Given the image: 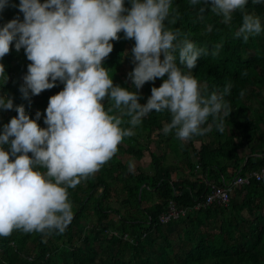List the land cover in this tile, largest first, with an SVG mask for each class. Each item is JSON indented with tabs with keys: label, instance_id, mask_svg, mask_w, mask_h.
<instances>
[{
	"label": "trees",
	"instance_id": "16d2710c",
	"mask_svg": "<svg viewBox=\"0 0 264 264\" xmlns=\"http://www.w3.org/2000/svg\"><path fill=\"white\" fill-rule=\"evenodd\" d=\"M19 4L20 0H9L0 13V26L17 16L23 20ZM125 4L130 6L129 0ZM200 6L173 0L180 19L172 27L188 33L197 47L206 46L209 52L215 44H223L217 56H201L193 69L209 93L232 85L225 96L230 112L223 118V131L210 117V132L182 142L174 133L162 131L170 122L169 113L151 112L93 177L68 189L74 218L65 232L44 236L14 231L0 237V264H264V201H260L264 180L252 177L238 186L227 205L204 204L211 184L224 185L237 174L247 176L264 166V32L245 43L233 35L241 23L239 12L229 26L210 12L200 21ZM247 10L260 16L264 25V3L249 0ZM119 35L104 63L114 84L127 88L131 87L127 74L135 67L130 51L135 41L125 39L123 32ZM0 63L5 69L0 93L7 92L15 106L23 104L33 119L40 111L38 123L47 127L49 99L64 84L57 81L55 87L25 99L21 87L31 61L24 49L17 52L13 42ZM166 78L167 74L146 82L139 90L140 102L147 103L152 87ZM16 115L15 107L0 110V131ZM245 146L250 151L243 163L240 151ZM146 151L150 172L139 165ZM169 153L175 156L170 162ZM129 161H135L134 174L128 171ZM171 202L187 212L162 223L159 216Z\"/></svg>",
	"mask_w": 264,
	"mask_h": 264
},
{
	"label": "clouds",
	"instance_id": "9594fccd",
	"mask_svg": "<svg viewBox=\"0 0 264 264\" xmlns=\"http://www.w3.org/2000/svg\"><path fill=\"white\" fill-rule=\"evenodd\" d=\"M189 3L201 5L200 21L210 12L231 26L239 12L241 23L233 35L245 43L264 32L261 17L247 10L249 0ZM8 5L9 0H0V13ZM129 5L125 0H20L23 20L17 16L0 26V61L13 42L31 61L21 87L25 99L57 81L64 84L49 99L47 127L38 123L40 111L33 119L23 104L15 106L7 92L0 93V110L15 107L18 113L0 131V237L14 231L64 233L74 218L68 189L93 177L153 111L169 113L162 131L182 142L210 132L213 123L223 131L231 83L209 93L193 75L199 58L217 56L223 44L209 52L206 46L197 47L188 33L174 29L180 13L173 0H129ZM121 32L135 41L130 50L135 67L127 74V88L114 84L104 63ZM4 73L0 63V76ZM166 74L142 104L139 90ZM125 123L129 126L122 127ZM127 167L134 174L135 161Z\"/></svg>",
	"mask_w": 264,
	"mask_h": 264
},
{
	"label": "built area",
	"instance_id": "2783aa9c",
	"mask_svg": "<svg viewBox=\"0 0 264 264\" xmlns=\"http://www.w3.org/2000/svg\"><path fill=\"white\" fill-rule=\"evenodd\" d=\"M254 177L258 181L264 180V166L259 170H255L247 176L237 174L232 180L227 181L224 185L211 184V190L206 196L204 204H221L227 205L231 199V193L240 185L246 184ZM199 203L197 207L200 205ZM187 208H177L173 202L170 209L159 216L160 222L167 223L173 219H178L186 214Z\"/></svg>",
	"mask_w": 264,
	"mask_h": 264
},
{
	"label": "rangeland",
	"instance_id": "374dc122",
	"mask_svg": "<svg viewBox=\"0 0 264 264\" xmlns=\"http://www.w3.org/2000/svg\"><path fill=\"white\" fill-rule=\"evenodd\" d=\"M155 148V147H154ZM168 157H169V159H168V162H170V161H172V157H175L173 154H171V153H169L168 154ZM150 155H149V153H148V151H146V156L145 157H143V159H142V161H139V165L145 170V171H148V172H150L151 170H150ZM176 174H177V172H176Z\"/></svg>",
	"mask_w": 264,
	"mask_h": 264
},
{
	"label": "crops",
	"instance_id": "0c3cea01",
	"mask_svg": "<svg viewBox=\"0 0 264 264\" xmlns=\"http://www.w3.org/2000/svg\"><path fill=\"white\" fill-rule=\"evenodd\" d=\"M249 148H248V146H245V147H243L242 149H241V155L242 156H245V158H244V161H243V163H245L246 161H247V158H248V153H249ZM250 154H253V155H255L256 153H250ZM180 174L178 173V174H175V176H179ZM249 175V174H248ZM227 176H230V173L227 175ZM262 200L264 201V198H262V199H260V201L262 202ZM246 212H247V210H245ZM245 212V213H246Z\"/></svg>",
	"mask_w": 264,
	"mask_h": 264
}]
</instances>
